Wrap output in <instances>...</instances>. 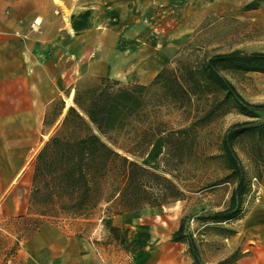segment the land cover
<instances>
[{
    "label": "trees",
    "instance_id": "obj_1",
    "mask_svg": "<svg viewBox=\"0 0 264 264\" xmlns=\"http://www.w3.org/2000/svg\"><path fill=\"white\" fill-rule=\"evenodd\" d=\"M261 1L250 0L244 9H256ZM238 71L264 73V51L233 49L201 61L178 58L148 84L108 76L79 80L75 105L68 107L35 156L26 212L9 219L17 228L14 243L6 247V238L0 237V264H9L19 244L47 222L77 224L74 235L84 237L99 206L103 215L112 216L185 200L192 186L184 183L187 166L211 158L201 146L200 129L233 110L248 119L232 122L222 134L216 158L224 173L211 183L233 184L228 202L198 219L220 223L239 217L251 184L234 142L245 134L255 136L252 148L262 158L264 103L250 102L240 93L228 76ZM174 111L184 125L167 118ZM158 138L163 152L156 169L128 156L143 157ZM186 218H179L171 240L187 243L193 264H205L195 238L185 229Z\"/></svg>",
    "mask_w": 264,
    "mask_h": 264
},
{
    "label": "crops",
    "instance_id": "obj_2",
    "mask_svg": "<svg viewBox=\"0 0 264 264\" xmlns=\"http://www.w3.org/2000/svg\"><path fill=\"white\" fill-rule=\"evenodd\" d=\"M204 6L197 0H0V195L7 177L14 184L24 177L32 181L35 156L60 123L56 118L46 122L56 101L64 102L59 116L65 102L75 105L74 87L85 77L150 83L207 15L201 12ZM35 20L39 26L31 29ZM28 159L31 165L24 166ZM258 177L252 200L229 220L233 232L222 239L224 253H240L234 264H264V170ZM16 204L1 201L0 218L20 215L23 201ZM15 207L17 212L6 214ZM39 236L37 241L48 239ZM53 247L48 253L16 252L14 259L22 264H104V255L83 236L56 234ZM126 254L139 264H192L186 253Z\"/></svg>",
    "mask_w": 264,
    "mask_h": 264
},
{
    "label": "rangeland",
    "instance_id": "obj_3",
    "mask_svg": "<svg viewBox=\"0 0 264 264\" xmlns=\"http://www.w3.org/2000/svg\"><path fill=\"white\" fill-rule=\"evenodd\" d=\"M152 1L157 3L158 0ZM197 1L206 4L201 12L207 11V15L203 19H201L202 17L201 20L199 19L192 36L184 43L180 53L169 64H172L178 58L201 61L213 53L233 49L264 51V1H261L256 9L251 10L244 9V5L250 0ZM69 16L70 11L66 10L64 16L66 23H68ZM228 76L247 100L254 103H264V73L238 71L229 72ZM69 106L65 102V111L59 113V116L62 114L59 117L57 115L58 110L61 108V101H56L54 103L55 110L48 114L46 122H52L55 118L58 119V122H61ZM167 118H171L176 125L182 126L185 124L183 117L176 111ZM246 119H248L247 116L233 110L222 117L214 119L200 129L201 146L205 149L208 157L211 158L205 159L204 163H201L202 160H200L187 166L188 172L185 173L186 180L184 183H190L192 186L187 189L185 200L121 215L105 216L102 212L103 206H99L94 211L93 219L90 225L86 226V234L83 238L93 245L97 253L104 255V264L105 260H108V264H139L126 254L137 253L138 245H140L141 253H167L171 255L186 253L185 258L189 259V263H192L187 243L171 240V233L177 228L179 218L182 216H187L185 229L191 232L195 238L201 259L205 264H234L236 256H239L240 253L237 250L224 253L222 240L228 234L227 230L231 229L229 227L230 222L205 223L199 220L198 216L223 209L228 202L233 184L231 182L211 184L217 177H222L224 173L216 155L225 129L232 122ZM260 119H264V112L260 113ZM115 136L120 137L116 134ZM102 138L104 141L109 142L106 137ZM256 140L255 136L245 134L235 140L234 147L244 164L248 179L253 176L259 180L260 171L264 170V145L260 142L262 145V158L260 159L254 154L252 148L254 143L257 142ZM120 151L123 152L121 149ZM162 152L163 149L158 154L155 163L150 165L151 168L156 169ZM147 153L143 157L128 156L148 166L149 164L145 161ZM31 162L32 159H28L24 166L31 165ZM252 178L249 180L250 184ZM31 182H28L24 177L20 182L14 184V182L10 183V177H7L6 192L0 195V202L3 200L12 201V203L18 205V201L22 200L23 210L21 214H24L27 210ZM252 189L251 186L248 194L252 193ZM251 200L252 196H250L248 202ZM14 211L17 212L18 208L8 210L6 214ZM2 215L4 214L0 210V216ZM9 219V216L0 218V237L6 238V247L14 243L17 235L16 224ZM76 229L77 224L67 223L66 220L60 221L56 225L47 222L41 228V232L39 231V235L45 234L48 239L43 242L37 241L40 239L37 233L31 239L22 241L19 244L17 253H48L53 251V249H56L53 247L56 234L74 236ZM134 243L139 244L136 246ZM3 253L4 250L1 246L0 263ZM9 264H22V260L17 261L12 257Z\"/></svg>",
    "mask_w": 264,
    "mask_h": 264
},
{
    "label": "bare ground",
    "instance_id": "obj_4",
    "mask_svg": "<svg viewBox=\"0 0 264 264\" xmlns=\"http://www.w3.org/2000/svg\"><path fill=\"white\" fill-rule=\"evenodd\" d=\"M161 145H162V140L159 139V138L156 139L154 141V143L151 145L150 150L148 151V153H147V155L145 157V161H146L147 164L153 165L155 163L158 154L162 150L163 145H162V147H161ZM125 214H127V213H125ZM138 244L139 243H136L135 245L137 246ZM139 247H140V245L137 246V250H138L137 253H141L140 252L141 250H140Z\"/></svg>",
    "mask_w": 264,
    "mask_h": 264
},
{
    "label": "built area",
    "instance_id": "obj_5",
    "mask_svg": "<svg viewBox=\"0 0 264 264\" xmlns=\"http://www.w3.org/2000/svg\"><path fill=\"white\" fill-rule=\"evenodd\" d=\"M39 26V23L35 20L33 21V23H31V29H35ZM258 179L257 177H253L252 178V183H251V186L254 187V183L257 182ZM250 198V194L246 195V198H245V202L247 203L248 202V199Z\"/></svg>",
    "mask_w": 264,
    "mask_h": 264
}]
</instances>
